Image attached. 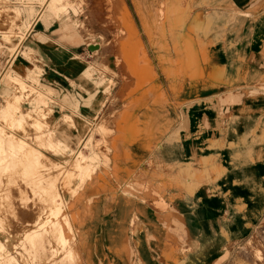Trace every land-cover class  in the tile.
Here are the masks:
<instances>
[{
	"label": "crops",
	"instance_id": "1",
	"mask_svg": "<svg viewBox=\"0 0 264 264\" xmlns=\"http://www.w3.org/2000/svg\"><path fill=\"white\" fill-rule=\"evenodd\" d=\"M231 2L189 0L175 18L174 28L156 34L147 30L143 19L141 49L147 62H142L141 70L151 78L143 76L141 92L124 99L113 94L111 119L100 125L109 133L102 138L107 143L101 154L105 159L96 153L101 170L104 161L103 173L86 191L94 197L89 211L78 206L85 215L80 227L83 249L78 243L83 262L225 264L228 249L264 228V91L257 87L264 84L260 24L264 12L262 3H255L247 19L251 3ZM38 33L47 40L34 42L45 59L46 79L61 92L76 93L87 66L103 68L100 61L77 59L83 56L82 44L56 43ZM151 38H157L156 49L151 48ZM86 51L99 54L101 47ZM112 58L109 70L115 75L117 92L122 82H117L119 69ZM132 86L127 84L125 90ZM97 101L86 112L81 108L55 111V123L65 117L74 120L72 129L62 124L58 133L80 138L83 146L88 139L84 128L91 122L85 113L98 114L100 102L106 99ZM156 166L162 177L153 180ZM187 168L188 177L183 176ZM163 183L166 188L156 192L154 186ZM147 185L156 197L159 193L157 200L146 195ZM156 201L164 205L156 206Z\"/></svg>",
	"mask_w": 264,
	"mask_h": 264
},
{
	"label": "rangeland",
	"instance_id": "2",
	"mask_svg": "<svg viewBox=\"0 0 264 264\" xmlns=\"http://www.w3.org/2000/svg\"><path fill=\"white\" fill-rule=\"evenodd\" d=\"M119 1L60 0L58 6L59 13L55 16L48 11L47 0L44 2L40 0H0V112L3 110L2 108L8 104L9 99L14 95L19 94V91L17 90L19 87L17 83L18 81H9L8 83L5 81V77L8 74L16 70L18 73L16 79L20 80L23 90L25 91V95L17 102L18 106L10 110L9 117H4L0 113V152L3 153L4 150H8L10 153L8 159H0V164L4 165L0 169V215L6 214V216L4 215L6 218H3L2 215L0 217L2 218L0 221V242L4 243L5 237L7 238L8 235L13 238H9L8 243L5 244L2 249L0 248V259H2L1 262L3 261V264L6 263L4 261H7L11 254L12 257H14V254H17L15 255V259L18 262L16 263V261H14V263L23 264L21 260L19 261L21 247L19 241H16V238H19L22 232L29 229V227L32 231H38L45 226L49 227L51 225L63 227V233L67 234V238H69L65 240L66 242L57 239V243L53 244L54 250H57L58 258H62V261L59 259L60 262H63V264H75L80 258H82V250H79L78 240L79 238L80 241L82 239L81 244L83 247L84 233L80 229L81 226H79V230L77 229V220L78 223L80 221L78 208H75V215L68 214V212L71 210V206L79 204L77 202L79 195L92 187L95 176H99L103 173L104 161L101 170L102 164L97 156L95 158L92 155L91 148L95 153L98 152L99 157H102L101 154H103L105 149L104 145L107 144L102 138L107 139L109 133L100 130V125L108 124L107 122L111 119L108 115L111 110L115 109V106L111 101L115 99V95L124 99L127 95L133 94L132 92H137L138 90L141 92L142 90L141 79L144 75H142L143 71L141 70V62L143 61L141 60H144L142 58L144 55L141 49L142 38L140 36V28L145 20L147 30L151 32L155 31V34L158 33L159 30H163L165 27L169 28V30L173 29L174 25L177 24L174 21L175 18L179 13H182L183 8H186L185 5L189 3V0ZM225 2L232 4L231 0H225ZM247 2L251 3V6L247 7L248 11L245 12L247 19L251 17L249 15L254 13L255 3H262V12H264V0H247ZM113 5L116 6L114 7ZM119 7H122L125 12L122 8L120 10ZM161 7H164L165 9ZM159 8L162 11L164 10L163 13H161V10H157ZM225 8L229 10L236 9L234 6H225ZM250 8H253V10ZM118 9L120 13L123 12L121 14L117 13V15L115 13L119 12L117 11ZM169 13H172L174 18H167ZM160 15H162V20L158 21ZM123 16L124 18L128 17L127 22L129 23L125 21L126 19H124ZM166 18L167 21L164 22L163 20ZM231 19H233V16H231ZM252 23L253 22H250L249 25H252ZM125 24H127V27ZM260 24L262 25V22ZM262 29L263 49V26ZM38 32L47 34L52 41L56 43L58 42L71 46L82 44V48L80 49L83 56L78 57L77 59L81 62L100 61L103 64V68L99 70L92 66H87L79 90L76 93L73 91H70L69 93L61 92L59 87L53 86L50 81L46 79L43 68L45 65V59L35 47L34 42L37 40L43 43L47 40ZM156 40L157 38L150 39L151 48L154 46L155 49L157 48L155 45ZM161 40L164 41L166 39L162 37ZM97 44L101 47L99 54L87 53L86 48L88 45L96 46ZM30 47L32 50L29 49ZM136 48L138 50H136ZM89 55L92 56L90 57ZM93 55L96 56L93 57ZM95 57H97V59H95ZM111 57H113L112 60L119 69V78H117V82H122L117 92L114 91L115 87L117 88L118 86L113 80L115 75L109 70ZM127 66L130 67V69H128ZM145 74L147 75V71ZM147 77L149 76L145 77L146 80H148ZM36 78L38 80H36ZM149 78H151V76ZM262 83H264V78L262 79ZM127 84L133 86L126 91L125 87ZM257 87L262 88L264 91V84ZM73 88H75V86L71 84V90H73ZM37 96L42 97L43 102L37 103ZM102 98H105L106 101L100 102V99ZM95 100H98L96 104H99L100 102L102 110L98 114H96V112H93L94 114L90 115L89 113H85V115L90 118L91 122L86 123L84 128V134L85 137L89 138V144L82 147V150L81 142L83 141H81L80 138L71 139L58 133V128L62 124L72 129L74 127V120L71 118H62L55 123L53 114L55 111L61 113L65 109H70L75 112H77L79 108H81L83 112L93 110ZM25 132H27V135ZM43 133H45L47 137H45L46 135ZM37 135H40L37 139L39 142L36 140ZM8 136H11V138L15 140L22 139L21 141L25 143L24 146L26 147L22 148V150H26L25 152L23 151V153L27 155L29 154L28 150H30L32 156L29 154L24 162V158H22L19 150L8 148L9 145L4 139V137L6 138ZM95 136L98 137L96 140L97 142H94ZM55 140H60L64 144H62V147L59 150L55 151L54 149L45 147V145H50L52 142L55 143ZM80 151L83 155V162L79 167H76L78 158L74 159V157H77V154ZM35 152L36 154L41 153V155L48 161L45 160L47 170L45 167L43 168L41 166V163L37 164V167L39 168L37 169L40 171L42 170L40 173L41 176L39 175L38 177L37 175L34 176L35 174L33 175V171H30L29 173V170L32 169L29 168V166L33 168L36 167L35 163L38 161L37 159H33L36 157L34 156ZM90 157L94 158L90 159ZM102 159H105L104 156ZM7 160H9L10 165ZM26 161L28 162L26 163ZM29 161L32 163L29 164ZM6 163L8 164V167ZM22 164H28V168L27 166L24 168L25 166ZM168 168L172 169L174 167ZM25 169H28V172H25ZM153 171V180L162 177L159 175V166L154 167ZM43 175L44 177L46 176V178H43ZM41 177L45 180L42 181ZM141 183L143 185L146 184L145 181H142ZM30 185H33V188ZM165 186L166 184L163 183L160 186H154V188L155 191L158 192L160 187L161 189H165ZM41 192L42 194H40ZM156 194L157 197H159V193ZM91 197L93 202L94 197L92 195ZM38 202H40L38 204L39 206H37L38 209H35L37 207L34 206ZM52 203L53 205H59L60 210L58 209L56 211V208L55 210H51L50 206ZM81 203L83 206V201ZM40 208H44V211L42 212ZM30 209L36 214L32 213V211L30 212ZM20 210H22L21 213ZM28 211L32 215H29ZM39 212L42 215H40ZM37 213L39 215H37ZM23 215H29L26 218L29 217L30 221L28 219L26 220ZM30 216L33 217L32 220L38 219L39 222L34 223L36 220L32 221ZM73 217H76L77 220H74ZM24 220L29 223L32 221L37 227L34 228L35 226L32 223H30L29 226V223ZM22 221L24 222L22 223ZM18 223L20 225H18ZM16 227L20 230H17ZM19 231H21V233H19ZM52 232L54 234L50 237L53 239L54 235L57 233V229H54ZM71 241H75V245H71ZM13 243H16V245L14 246ZM17 248L19 252L17 251ZM34 257H32L30 264H42L37 259L35 260ZM221 261L222 260H220L219 263H221ZM1 262L0 264H2ZM82 264L86 263L83 262ZM225 264H264V228L257 229L251 239L232 247V249H228L227 252H225Z\"/></svg>",
	"mask_w": 264,
	"mask_h": 264
},
{
	"label": "bare ground",
	"instance_id": "3",
	"mask_svg": "<svg viewBox=\"0 0 264 264\" xmlns=\"http://www.w3.org/2000/svg\"><path fill=\"white\" fill-rule=\"evenodd\" d=\"M40 1H42V2H44L45 0H40ZM119 1V0H118ZM123 1V0H122ZM141 1V0H140ZM59 2H60V0H47V9H48V11L50 12V13H53L55 16H57L58 15V13H59V8H58V6H59ZM108 2H110V1H108ZM120 2V1H119ZM174 2V1H173ZM112 3V2H111ZM124 3V2H123ZM170 3V2H169ZM108 4H110V3H108ZM116 4V3H115ZM122 4V3H121ZM172 4V3H171ZM123 5V4H122ZM180 5V4H179ZM109 6H111V5H109ZM114 6V5H113ZM116 6V5H115ZM114 6V7H115ZM119 6H120V3H119ZM171 6V5H170ZM44 7V6H43ZM124 7V6H123ZM111 8H113V7H111ZM117 8V7H116ZM120 8V10H121V8L122 7H119ZM126 8V7H125ZM161 8H164V7H161ZM168 8H170V7H168ZM165 9V8H164ZM248 9V8H247ZM250 9H252L253 10V8H250ZM116 10V9H115ZM114 10V11H115ZM122 10H123V8H122ZM157 10H161L160 8L159 9H157ZM117 11H119V9L117 10ZM124 11V10H123ZM122 11V12H123ZM162 11V10H161ZM164 11V10H163ZM163 11L161 12V13H163ZM42 12V11H41ZM116 12V11H115ZM114 12V13H115ZM121 12V13H122ZM125 12V11H124ZM119 14L120 13V11L119 12H116L115 14ZM120 13V14H121ZM117 14V15H118ZM126 15V14H125ZM124 15V16H125ZM124 16H123V18H124ZM127 16V15H126ZM160 16H162V15H160ZM164 16V15H163ZM121 17V16H120ZM168 17H172V18H174V16L172 15V13H169L168 14V16H167V18ZM128 18V17H127ZM126 17L124 18V19H126L125 21L127 22L128 21V19H127ZM163 18V17H162ZM124 19H122V20H124ZM150 19H151V17H150ZM149 19V20H150ZM171 19V18H170ZM201 19V18H200ZM121 20V21H122ZM162 20V19H161ZM124 23V22H123ZM127 23H129V22H127ZM150 23V22H149ZM156 24V23H155ZM154 24V25H155ZM164 24V23H163ZM127 24H125V26H126ZM153 25V24H152ZM165 25V24H164ZM262 26H263V28H264V21H262ZM127 27V26H126ZM157 27V26H156ZM154 29V28H153ZM156 29V28H155ZM192 30H193V28H192ZM198 30V29H197ZM130 31V30H129ZM164 31H165V29H164ZM190 31H191V29H190ZM132 32V31H131ZM192 32V31H191ZM194 33V32H193ZM133 35V34H132ZM190 37V36H189ZM195 38V37H194ZM6 39H7V37H6ZM192 39V38H191ZM195 40V39H194ZM192 41V40H191ZM190 44V43H189ZM195 46V45H194ZM89 47H92L91 45H88L87 46V48H89ZM137 47V46H136ZM100 47L98 46V45H96V46H93V51H91V52H94V51H96V50H98ZM30 50H32V48L30 47L29 48ZM95 49V50H94ZM138 49H139V47H138ZM137 48H136V50H138ZM197 48H195V50H196ZM200 49V48H199ZM135 50V51H136ZM141 50V49H140ZM139 50V51H140ZM183 50V49H182ZM200 50H202V49H200ZM134 51V50H133ZM161 51V50H160ZM170 51V50H169ZM189 51V50H188ZM263 51H264V45H263ZM138 52V51H137ZM163 52V51H162ZM183 52V51H182ZM199 53L201 52V51H198ZM143 53V52H142ZM188 53V52H187ZM203 53V52H202ZM201 53V54H202ZM134 54H135V52H134ZM183 54H185V53H183ZM128 55V54H127ZM190 55V54H189ZM188 55V56H189ZM195 55V54H194ZM141 56H142V54H141ZM169 56V55H168ZM191 56H193L192 54H191ZM196 56V55H195ZM203 56V55H202ZM197 57V56H196ZM198 57H200V55L198 56ZM142 58H144V57H142ZM183 58V57H182ZM201 58V57H200ZM195 59V58H194ZM202 59V58H201ZM146 60V58L144 59V60H141V61H145ZM160 60V59H159ZM138 61V60H137ZM174 61V60H173ZM198 61V60H197ZM131 62V61H130ZM145 62H147V61H145ZM202 62V61H201ZM133 63H135V62H133ZM142 63V62H141ZM195 63V62H194ZM138 64H139V62H138ZM176 64V63H175ZM201 64V63H200ZM195 67V66H194ZM198 67V66H197ZM192 68V67H191ZM176 69V68H175ZM192 70V69H191ZM196 70V69H195ZM176 71V70H175ZM215 71V70H214ZM213 70H212V73L214 72ZM166 72H167V70H166ZM13 73V74H12ZM177 73V72H176ZM179 73H181V72H179ZM196 74V73H195ZM198 74V73H197ZM215 74V73H214ZM218 74V73H217ZM18 75V73H17V71L16 70H14L13 72H11L10 74H8L6 77H5V81L8 83L9 81H18L17 83H18V88H17V90L19 91V94L18 95H14L11 99H9V102H8V104L6 105V106H4L2 109V111L0 112L4 117H9V113H10V110H12V109H14L16 106H18L17 105V102L19 101V99L21 98V97H23L24 95H25V91L23 90V87H22V85H21V83H20V80H18V79H16V76ZM83 75H85V73L83 74ZM214 76V75H213ZM216 77V76H215ZM214 77V78H215ZM217 78V77H216ZM36 80H38L37 78H36ZM2 81V80H1ZM4 83V82H3ZM11 83V82H10ZM181 83V82H180ZM172 84V83H171ZM43 88V87H42ZM49 90V89H48ZM155 90H156V88H155ZM159 90V89H158ZM157 90V91H158ZM39 93V92H38ZM236 94H238V93H236ZM175 95H176V93H175ZM237 96V95H236ZM36 102L37 103H41V102H43V99H42V97H40V96H37L36 97ZM177 104V103H176ZM221 104V103H220ZM180 105V104H179ZM182 106V105H181ZM231 113V112H230ZM65 118H68V117H65ZM226 118V117H225ZM227 118H229V117H227ZM22 119V118H21ZM23 121V120H22ZM228 121V120H227ZM40 122V121H39ZM41 123V122H40ZM43 124V123H42ZM128 124V123H127ZM24 128V127H23ZM26 129V128H25ZM150 129H152V128H150ZM27 130V129H26ZM25 131V130H24ZM24 131H23V133H24ZM43 132V131H42ZM27 132H25V134H26ZM38 133V132H37ZM36 133V134H37ZM25 134H24V136H25ZM39 134V133H38ZM43 134H45V133H43ZM27 135V134H26ZM46 135V134H45ZM21 136L23 137V135L21 134ZM40 136V135H39ZM38 135H37V138H36V140L38 139V137H39ZM45 137H47V135L45 136ZM43 138V137H42ZM4 139H5V141H7V143H8V148H12V149H17V150H19L20 151V153H21V156H22V158H24V162H25V158H28V156H29V154L31 153V151L30 150H28L29 151V154H24L23 153V151H24V149L22 150V148H26L25 146H24V142L23 141H21V140H15V139H13V138H11V136H8V137H4ZM7 139V140H6ZM47 139V138H46ZM131 139V138H130ZM129 139V140H130ZM134 139V138H133ZM0 140H1V136H0ZM123 140H125V141H123ZM174 140V139H173ZM3 141V140H2ZM38 142H39V140H37ZM127 141V139L125 138V136L124 137H122V142L124 143V142H126ZM132 141V140H131ZM89 142V138L87 139V141H86V143L82 146V147H84L85 145H87V144H89L88 143ZM6 143V142H5ZM41 144V143H40ZM62 141H60V140H55V143H51L50 145H45V147H47V148H51V149H54L55 151L56 150H59L61 147H62ZM39 145V144H38ZM41 145H43V144H41ZM64 145V144H63ZM65 147V146H64ZM6 149V148H5ZM77 149V148H76ZM26 151V150H25ZM24 151V152H25ZM27 151V152H28ZM91 151H92V155L96 158V153H95V151L94 150H92V148H91ZM26 152V153H27ZM33 152V151H32ZM75 152V151H74ZM1 153V152H0ZM31 155V154H30ZM33 155H34V153H33ZM72 155H74V154H72ZM193 155V154H192ZM9 156H10V153L8 152V150L6 151V150H4L3 151V153H1L0 154V159L2 158V159H8L9 158ZM32 156V155H31ZM34 156H36L35 158H33V159H37L38 161L35 163L36 164V167H30L29 166V168H32L31 170H29V173H30V171L33 173V175L34 176H36L37 175V177L40 175V173H41V171L40 170H38L39 168L37 167L38 165V163L40 164H42L41 166L44 168H46L47 166H46V159L44 158V156H42L41 155V153H37L36 154V152H35V155ZM73 157V156H72ZM93 157V158H94ZM75 158H78V163L76 164V167H79V165L83 162V155L81 154V151L80 152H78V154H77V157H74V159ZM92 157H90V159H93ZM33 159H31V160H33ZM27 160V159H26ZM30 160V159H29ZM46 160V161H45ZM8 161V163H9V160H7ZM34 161H36V160H34ZM43 161V162H42ZM117 161V160H116ZM28 161H26V163H27ZM48 162V161H47ZM76 162H77V160H76ZM32 163V162H31ZM30 163V161H29V164H31ZM34 163V162H33ZM150 163H152V162H150ZM34 164V165H35ZM6 165H7V167H8V164L6 163ZM9 165H10V163H9ZM22 165H24V164H22ZM28 164H26V165H24L25 167L24 168H26V166H27ZM33 165V164H32ZM47 165H48V163H47ZM70 165V164H69ZM2 166H4V165H1L0 164V169H1V167ZM21 166V165H20ZM49 166V165H48ZM153 166V165H152ZM40 167V166H39ZM42 167H40V168H42ZM50 167V166H49ZM151 167V166H150ZM204 167H205V165H204ZM27 168H28V166H27ZM38 168V169H37ZM42 168V169H43ZM22 170V169H21ZM28 169H25V172H28L27 171ZM46 170H47V168H46ZM1 171V170H0ZM40 171V172H39ZM44 171V170H43ZM64 171V170H63ZM66 171V170H65ZM168 171V170H167ZM22 172V171H21ZM47 172V171H46ZM45 172V173H46ZM50 172V171H49ZM22 173H24V172H22ZM171 173V172H170ZM8 174V173H7ZM44 174V173H43ZM48 174V173H47ZM138 174V173H137ZM189 174H190V169L189 168H187L184 172H183V176H186V177H188L189 176ZM33 175H31V176H33ZM174 175V174H173ZM41 176V175H40ZM139 176V175H138ZM166 176V175H165ZM164 176V178H167V177H165ZM135 177H136V175H135ZM42 178V177H41ZM43 178H46V176L44 177V175H43ZM42 178V181L43 180H45V179H43ZM183 179H184V177H182ZM170 179V178H169ZM37 180V179H36ZM166 181L168 180V179H165ZM187 180V179H186ZM163 181V180H162ZM169 181V180H168ZM170 181L172 182L173 180H171L170 179ZM183 181V180H182ZM37 182V181H36ZM40 182H41V180H40ZM175 182H176V180H175ZM173 183V182H172ZM179 183V182H178ZM178 183H175V184H178ZM182 183H184V182H182ZM174 184V183H173ZM183 185H185V183L183 184ZM32 188H33V185H30ZM153 189L151 188V186H149V185H147L146 186V188H145V193H146V195L149 197V198H152L153 200H155V198H156V200H157V197L154 195V193H153V191H152ZM39 192V191H38ZM180 193V192H179ZM40 194H42V192L40 193ZM39 194V195H40ZM38 195V194H37ZM45 199H47V198H45ZM44 200V199H43ZM47 201V200H46ZM83 201V207H84V209H86V211H89V206L91 205V203H92V197L89 195V194H86V192H83V194L81 193V195L79 196V198H77V202L79 203L78 205H75V206H71V210H69V212H68V214H71V215H75V211H76V209L75 208H78V206L80 205V203ZM45 202V201H44ZM49 202V201H48ZM47 202V203H48ZM40 202H38V203H36V205L35 204H33V205H35L34 207H37V206H39L38 204H39ZM56 203V202H55ZM169 203V202H168ZM171 203V202H170ZM41 204H43V203H41ZM40 204V205H41ZM82 204V203H81ZM155 204H156V206H163L164 204H163V202H155ZM41 206H43V205H41ZM33 207V206H32ZM42 208V207H41ZM40 208V209H41ZM55 208H56V211L59 209L60 210V207H59V205H57V204H55V205H53V203H52V205L50 206V209L51 210H55ZM35 209H38V207L37 208H35ZM34 209V210H35ZM44 209V208H43ZM43 209H41L42 210V212L44 211ZM48 209V208H47ZM163 209V208H162ZM19 211V210H18ZM21 211L22 210H20V213H21ZM27 211V210H26ZM32 210L30 209V212H31ZM36 211V210H35ZM29 212V211H28ZM30 212H29V215H32V214H30ZM38 212V211H37ZM54 212V211H53ZM60 212V211H59ZM4 213V212H3ZM24 213H25V211H24ZM32 213H34V214H36L35 212H33L32 211ZM40 213V212H39ZM55 213V212H54ZM53 213V214H54ZM26 214V213H25ZM33 214V215H34ZM78 214H79V223H78V220L76 219V217H73V219L75 220H77V225H78V227H77V229L79 230V226H81L82 224H83V220L85 219V215L84 214H80V212H78ZM2 215V214H1ZM1 215H0V217H1ZM5 216H6V214H4ZM4 215H2L3 216V218H6V217H4ZM29 215H26V216H24L23 215V217L27 220H29L30 221V219H29V217L28 218H26L27 216H29ZM37 215H39L38 213H37ZM40 215H42L41 213H40ZM59 215V214H58ZM31 217V216H30ZM32 218L33 217H31V220H32ZM34 218H35V216H34ZM1 219L2 218H0V221H1ZM21 219V218H20ZM20 219H19V221H20ZM41 219V218H40ZM22 220V219H21ZM26 220H24V221H26ZM36 220V221H35ZM35 220H32V221H35L34 223H38L39 221H38V219H35ZM3 221V220H2ZM24 221H22V223L24 222ZM30 222V223H32V224H34L33 222ZM54 221V220H53ZM27 223H29L28 221H26ZM51 222H52V220H51ZM1 223V222H0ZM20 223V222H19ZM18 223V225H20ZM30 223H29V226H30ZM47 223V222H46ZM57 223V222H56ZM26 224V223H25ZM24 224V225H25ZM48 224V223H47ZM3 225V224H2ZM22 225V224H21ZM24 225H23V227H24ZM36 224H34V226H35ZM38 225V224H37ZM50 225H51V223H50ZM7 226V225H6ZM48 226V225H47ZM9 227V226H8ZM11 227V226H10ZM37 226H35L34 228H36ZM1 228V227H0ZM18 227H16V229H17ZM19 228H21V227H19ZM62 228V229H61ZM2 229H3V227H2ZM7 229V228H6ZM24 229V228H23ZM22 229V230H23ZM54 229H57V233L54 235V238L52 239L50 236H53V230ZM5 230V229H4ZM9 230V229H8ZM17 230H20V229H17ZM7 231V230H6ZM6 231H4V232H6ZM24 231V230H23ZM3 232V233H4ZM10 232V231H9ZM2 233V234H3ZM12 233V232H11ZM11 233H9V234H11ZM16 233V232H15ZM19 233H21V231H19ZM48 233H49V236H48ZM72 233V232H71ZM74 234V233H73ZM80 235V234H79ZM48 236V237H47ZM80 237V236H79ZM9 238L10 239H13L12 237H9V235H8V237L6 238L5 237V242L3 243V242H0V248L2 249L3 248V246L5 245V244H7L8 243V241H9ZM51 238V239H50ZM57 239H60V240H62V242L63 241H65L66 239H69V238H67V234H65V233H63V227H61V226H56V225H51V226H49V227H44V228H42V229H39L38 231H32V229L29 227V229H26L24 232H22V234H21V236H19V238H16V241H19V245H20V247H21V249H20V257H19V261L21 260V262H23V264H30L31 263V261H32V257H34V255H35V260L37 259L38 261H40L42 264H63V262H60V260L62 261V258L60 257V258H58V253H57V250H54V247H53V244H55V243H57ZM69 241V240H68ZM81 241H82V239H81ZM81 241H80V238H79V240H78V243H81ZM66 242V241H65ZM75 242V241H74ZM74 242H70V244L71 245H75V243ZM12 245V244H11ZM13 245L15 246L16 245V243H13ZM65 247V246H64ZM82 247V246H81ZM15 248V247H14ZM83 248V247H82ZM202 248V247H201ZM71 249V248H70ZM16 250V249H15ZM17 251L19 252V250H18V248H17ZM205 251V250H204ZM18 252H16V253H18ZM10 253V252H9ZM12 253H13V251H12ZM62 253V252H61ZM69 253V252H68ZM15 255H17V254H14V257H12V254L9 256V258L7 259V261L5 260L4 262H6L5 264H16L18 261L15 259ZM8 256V255H7ZM189 258H191V257H189ZM6 259V258H5ZM18 259V258H17ZM60 259V260H59ZM1 260L2 259H0V262H1ZM196 260V259H195ZM14 261H16V263H14ZM37 261V262H38ZM3 262V261H2ZM1 262V263H2ZM218 262V261H217ZM33 263V262H32ZM83 263V261H82V259L80 258V260L79 261H77V263H75V264H82ZM205 263V262H204ZM3 264V263H2ZM87 264V263H86Z\"/></svg>",
	"mask_w": 264,
	"mask_h": 264
},
{
	"label": "water",
	"instance_id": "4",
	"mask_svg": "<svg viewBox=\"0 0 264 264\" xmlns=\"http://www.w3.org/2000/svg\"><path fill=\"white\" fill-rule=\"evenodd\" d=\"M89 51H93V46L88 48ZM95 50V49H94Z\"/></svg>",
	"mask_w": 264,
	"mask_h": 264
}]
</instances>
